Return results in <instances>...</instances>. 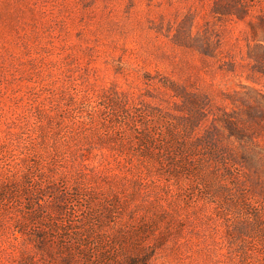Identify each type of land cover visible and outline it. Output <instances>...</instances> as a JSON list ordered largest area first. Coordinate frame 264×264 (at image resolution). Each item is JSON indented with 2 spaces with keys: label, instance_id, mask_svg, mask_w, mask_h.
<instances>
[{
  "label": "rangeland",
  "instance_id": "obj_1",
  "mask_svg": "<svg viewBox=\"0 0 264 264\" xmlns=\"http://www.w3.org/2000/svg\"><path fill=\"white\" fill-rule=\"evenodd\" d=\"M212 5L213 0H0V189L11 177L21 178L14 174L15 162L25 146L47 158L56 147L64 156L46 169L40 184L71 197L69 212L75 179L88 182L99 202L115 201L118 213L103 229L133 230L135 241L129 237L127 248L140 245L146 264H264L257 213L230 207L223 217L206 199L182 202L173 181L157 178L156 161L138 155L146 149L142 120H116L111 110L125 101L132 113L157 108L176 116L181 103L171 90L175 86L206 95L205 126L235 120L232 113L244 102L264 112V70L254 69L252 52L259 50L247 24L216 16ZM154 121L160 120L147 124ZM258 121L264 128V120ZM221 129L217 155L224 146L235 154L246 150L264 166V131L248 132L241 141ZM215 198L228 204L225 194ZM8 205L0 206V264L16 261L9 213L23 212V205L16 211Z\"/></svg>",
  "mask_w": 264,
  "mask_h": 264
},
{
  "label": "trees",
  "instance_id": "obj_2",
  "mask_svg": "<svg viewBox=\"0 0 264 264\" xmlns=\"http://www.w3.org/2000/svg\"><path fill=\"white\" fill-rule=\"evenodd\" d=\"M212 12L218 17L247 24L248 35L254 42V48L259 50L252 52L254 69L263 73L264 0H213ZM171 90L181 103L176 116L163 114L157 108H151L150 114L146 110L140 115V109L132 113L123 101L121 107L111 104L113 117L116 120H142L141 141L146 149L138 155L141 154L142 159L156 161L157 178L173 181L177 187L170 186L182 202L186 203L193 197L206 199L219 208L223 217H227L231 208L233 212L238 207L247 208L249 213H257L256 220L262 223L264 230V207L257 210L255 206V198L264 205V166L259 168L258 162L246 150L235 154L226 151L224 146L222 155H217L215 151L223 139L221 128L241 141H245L248 132H263L264 128L258 120H264V112L259 106L244 102L242 109L232 113L235 120L221 118L205 126L203 118L209 107L206 95L175 86ZM147 120L160 121L150 125ZM202 126L204 129L200 132ZM153 136H157L158 143L153 141ZM204 148L207 150L201 151ZM64 153L55 147L47 158L34 148L25 146L15 162L14 174H20L21 178L11 177L3 183L4 190L0 189V206L9 204L8 208L16 211L23 205L22 213H9L13 232L17 234L13 238L17 250L13 264H146V256L138 248L140 245L133 244L130 249L127 248V239H133V230L112 234L103 229V223L111 219L114 212L118 213L115 201L109 204L99 202L87 190L88 182L75 179L70 186L71 191H76L73 196L75 202L72 212H69L66 205L71 197L53 190V186L46 188L40 184L42 174L48 168H56ZM78 173H81L80 169ZM55 182L57 184V180ZM166 189L171 190L168 186ZM217 194H225L228 204H219L215 198ZM44 197L47 200H43ZM123 247V257L119 258L117 253Z\"/></svg>",
  "mask_w": 264,
  "mask_h": 264
}]
</instances>
